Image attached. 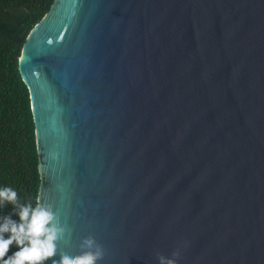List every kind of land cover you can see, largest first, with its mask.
Returning <instances> with one entry per match:
<instances>
[{
    "label": "water",
    "instance_id": "1",
    "mask_svg": "<svg viewBox=\"0 0 264 264\" xmlns=\"http://www.w3.org/2000/svg\"><path fill=\"white\" fill-rule=\"evenodd\" d=\"M19 73L59 252L264 264V0H54Z\"/></svg>",
    "mask_w": 264,
    "mask_h": 264
},
{
    "label": "trees",
    "instance_id": "2",
    "mask_svg": "<svg viewBox=\"0 0 264 264\" xmlns=\"http://www.w3.org/2000/svg\"><path fill=\"white\" fill-rule=\"evenodd\" d=\"M53 2L0 0V188L12 187L22 203L31 201L34 206L41 184L40 156L30 94L19 73V58L29 33ZM8 215L19 222L11 204L0 208V216ZM16 251L19 248L13 244L8 255Z\"/></svg>",
    "mask_w": 264,
    "mask_h": 264
},
{
    "label": "clouds",
    "instance_id": "3",
    "mask_svg": "<svg viewBox=\"0 0 264 264\" xmlns=\"http://www.w3.org/2000/svg\"><path fill=\"white\" fill-rule=\"evenodd\" d=\"M6 204L13 206L19 222L14 221L11 215L0 216V264H45L47 261H51V264H98L104 259L102 245L91 236L81 242V254L69 256L59 252L58 243L64 240L66 233L70 240V231L66 225L61 224L53 206L39 196L34 206L31 201L22 203L12 187H3L0 188V208ZM5 234L10 235L5 238ZM13 244L19 251L9 256L10 246ZM57 255L60 257L59 261L54 259ZM172 256L173 258H166L157 253L159 264H176L178 254L174 252Z\"/></svg>",
    "mask_w": 264,
    "mask_h": 264
}]
</instances>
